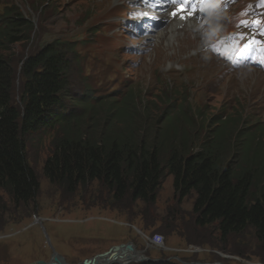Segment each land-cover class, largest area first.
<instances>
[{
	"label": "trees",
	"instance_id": "16d2710c",
	"mask_svg": "<svg viewBox=\"0 0 264 264\" xmlns=\"http://www.w3.org/2000/svg\"><path fill=\"white\" fill-rule=\"evenodd\" d=\"M33 30V20L13 5L3 8L0 192L15 207L36 202L40 181L26 151L31 136L46 132L49 142L41 174L61 193L70 195L92 187L95 197L90 194L89 202L99 198L115 207L153 203L168 174L179 200L192 197L196 225H216L221 241L247 229L260 243L264 241L263 122L247 123L244 110L235 116L214 115L205 122L174 109V104L169 114L162 110L153 120L146 100L139 101L144 110L143 106L136 109L133 90L119 101L93 104L68 98L72 60L66 55L71 45L59 38L19 61L21 88L16 102L13 47L27 41ZM68 100L71 108H66ZM77 106L84 114L75 110ZM5 209L0 194V220Z\"/></svg>",
	"mask_w": 264,
	"mask_h": 264
},
{
	"label": "rangeland",
	"instance_id": "374dc122",
	"mask_svg": "<svg viewBox=\"0 0 264 264\" xmlns=\"http://www.w3.org/2000/svg\"><path fill=\"white\" fill-rule=\"evenodd\" d=\"M44 2L0 0V13L4 7L13 5L34 22V30L27 41L13 47L17 58L13 80L16 102L21 88L19 61L40 46L60 38L73 41L80 61L68 72V98H79L88 80L95 87L106 82L114 86L124 69L127 78H132L131 89L138 103L136 109H142L141 98L146 100L153 120L162 110L167 109L169 114L172 105H176L181 97V103L175 108L182 109L187 116L208 121L220 113L235 116L244 110L247 122L260 119L264 123V75L248 67L231 72L225 70L222 63L201 52L209 40L206 37L196 41L190 33L187 37L191 39L182 42L175 36L179 33L176 27L167 34L168 37L164 33L157 38L158 43L138 40L136 43L146 47L145 54L138 59L116 49L117 44L109 41L111 35L105 37L102 34L101 12L110 0H48L46 5ZM201 32L205 33L204 30ZM193 50L198 54L196 60L189 59ZM117 56L122 59L121 65ZM66 57H71L70 51ZM161 98L167 103L161 102ZM70 105L66 101V108ZM78 108L75 110L84 114ZM202 133L203 129L200 136ZM30 138L26 152L29 164L38 173L40 191L34 205L29 203L27 207L18 208L0 192L7 207L0 220V264L48 262L56 254L67 264H79L130 243L133 250L120 253L116 260L124 261L141 254L146 259H153L148 261L152 263L264 264V241L260 243L252 230L229 235L221 241L216 225H196L191 212L192 197L179 200L170 175H164L153 203L132 202L115 207L99 198L89 202L90 194L95 197L92 187L65 195L47 182L41 168L49 134L44 132ZM110 261L112 258L108 256L96 257L94 264Z\"/></svg>",
	"mask_w": 264,
	"mask_h": 264
},
{
	"label": "water",
	"instance_id": "95a60500",
	"mask_svg": "<svg viewBox=\"0 0 264 264\" xmlns=\"http://www.w3.org/2000/svg\"><path fill=\"white\" fill-rule=\"evenodd\" d=\"M133 250L131 243L130 244H122L119 245L113 249H111L109 252L104 253V254H98L93 258H89V259H85L83 260L81 263L79 264H94V259L96 257H105L108 256L109 258H112V261H110V263L107 264H113V263H117V264H131V263H140V262H144V261H148L149 259L144 258L141 254H137L135 255L133 258L132 257H128L126 260L124 261H119L116 260L117 256L120 255V253H125L127 250ZM114 260V261H113ZM30 264H67L65 262V260L60 256V255H53L52 259L48 262H44V261H36Z\"/></svg>",
	"mask_w": 264,
	"mask_h": 264
},
{
	"label": "bare ground",
	"instance_id": "6f19581e",
	"mask_svg": "<svg viewBox=\"0 0 264 264\" xmlns=\"http://www.w3.org/2000/svg\"><path fill=\"white\" fill-rule=\"evenodd\" d=\"M174 12L176 13L175 15L173 14ZM168 13H169V15H165V14L161 15V17H163V22H165V24H166L165 32H167V34L170 31H171V33H172V31H175L176 30V27H178L179 25H182V26L184 25V29H182L183 32H184L186 29L192 28L193 27V24L195 23V21H194L193 18L191 19L190 16H188L187 14H185L183 12H178L177 9H175V8L174 9H169L168 10ZM121 23H123V22H121ZM195 27L196 26H194V28ZM163 34H164L163 31L162 32H159L157 37L159 38ZM167 37H168V35H167Z\"/></svg>",
	"mask_w": 264,
	"mask_h": 264
},
{
	"label": "snow or ice",
	"instance_id": "6c2138e0",
	"mask_svg": "<svg viewBox=\"0 0 264 264\" xmlns=\"http://www.w3.org/2000/svg\"><path fill=\"white\" fill-rule=\"evenodd\" d=\"M186 2H187V0H172L173 4H177L178 3V7H177V11L178 12L186 11V8L184 7ZM173 14L175 15L176 13L174 12Z\"/></svg>",
	"mask_w": 264,
	"mask_h": 264
}]
</instances>
